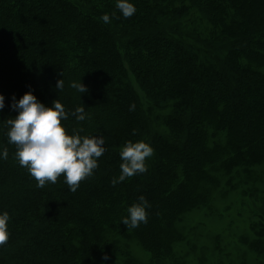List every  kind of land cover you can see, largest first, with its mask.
Returning a JSON list of instances; mask_svg holds the SVG:
<instances>
[{
  "label": "trees",
  "instance_id": "obj_1",
  "mask_svg": "<svg viewBox=\"0 0 264 264\" xmlns=\"http://www.w3.org/2000/svg\"><path fill=\"white\" fill-rule=\"evenodd\" d=\"M133 2L137 12L124 18L116 0H0V149L9 152L0 211L11 217L0 264H110L117 252L123 264H164L184 240L183 216L207 203L208 185L247 186L264 164V0ZM27 91L70 113L85 107V121H62L69 134L105 137L98 168L74 193L63 176L38 188L15 159L7 120L18 114L13 97ZM139 140L154 149L147 172L113 186L121 148ZM141 195L148 222L128 229L121 220ZM260 200L248 221L254 238H240L255 264H264ZM130 239L146 263L131 255Z\"/></svg>",
  "mask_w": 264,
  "mask_h": 264
},
{
  "label": "clouds",
  "instance_id": "obj_2",
  "mask_svg": "<svg viewBox=\"0 0 264 264\" xmlns=\"http://www.w3.org/2000/svg\"><path fill=\"white\" fill-rule=\"evenodd\" d=\"M115 7L124 18L132 17L137 12L133 0H116ZM115 15V12L111 14ZM111 16L105 13L101 19L108 24ZM55 87L63 89L62 78L58 79ZM71 87L81 94L88 91L83 83L73 82ZM4 107L5 96L0 93V111ZM11 107L18 114L7 120L8 143L15 145V159L37 181L38 188H44L47 183H56L58 177L63 176L64 183L74 193L81 181L93 176L99 166L98 158L106 151L105 137L100 134L81 135L83 129L75 128L69 134L62 124V121L68 120L69 115L74 116L78 122L85 121V107L77 106L70 113L58 99L49 106L32 91L25 92L18 100L13 97ZM134 109L135 105H130V110ZM153 155V147L144 140L126 142L120 150L121 172L112 179V185L147 172V159ZM8 157V149H0V160H7ZM138 201L128 207L127 215L121 220L128 229H135L141 223L148 222L147 208L151 207L150 202L143 195L138 197ZM10 219L8 211H0V247L9 240ZM107 259L105 256L104 261Z\"/></svg>",
  "mask_w": 264,
  "mask_h": 264
},
{
  "label": "rangeland",
  "instance_id": "obj_3",
  "mask_svg": "<svg viewBox=\"0 0 264 264\" xmlns=\"http://www.w3.org/2000/svg\"><path fill=\"white\" fill-rule=\"evenodd\" d=\"M248 177L247 186L232 188L223 181L208 185L207 203L183 216L179 228L184 240L164 264H255L253 251L240 238L255 236L248 221L251 212L260 206V199H264V164L253 168ZM128 248L136 260L148 261L149 254L137 240L130 239ZM110 264H123L118 252Z\"/></svg>",
  "mask_w": 264,
  "mask_h": 264
}]
</instances>
